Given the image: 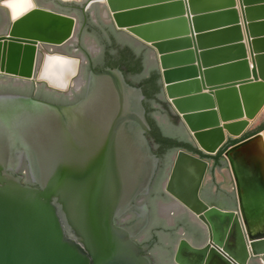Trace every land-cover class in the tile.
<instances>
[{
  "label": "water",
  "instance_id": "obj_1",
  "mask_svg": "<svg viewBox=\"0 0 264 264\" xmlns=\"http://www.w3.org/2000/svg\"><path fill=\"white\" fill-rule=\"evenodd\" d=\"M239 1L250 60L235 0H87L81 12L85 23L86 8L99 3L106 23L152 49L166 101L196 147L214 155L227 138H239L249 125L225 124L223 133L219 116L235 121L244 112L253 120L264 104V0ZM47 21L66 22L69 36L47 38L43 25ZM74 27L78 23L73 17L31 3L13 20L7 38H0V71L66 94L34 81L36 45L61 47L71 40ZM23 45L30 47L26 79L6 70L12 48L20 50ZM216 91L222 92L217 96ZM143 99L141 89L130 86L117 68H91L84 96L73 105L0 95V264H152L145 252L154 240L141 246L134 241L147 216L118 224L126 212L136 211L133 202L147 192L157 168L158 159L145 136L150 129ZM230 102L233 113L218 116L215 106ZM261 133L223 153L233 180L235 210L206 204L199 193L208 162L183 150L176 152L163 189L207 240L194 247L181 239L174 264H180L177 253L182 245L194 252L210 250L225 264H249L255 258L264 263V190L257 191L261 170L255 169L253 158L240 156L235 175L229 160L231 153L245 149ZM202 139L212 147L204 149ZM180 154L203 164L194 191L199 212L168 190ZM24 161L33 186L22 183ZM238 174L248 191L247 219Z\"/></svg>",
  "mask_w": 264,
  "mask_h": 264
},
{
  "label": "flooded vegetation",
  "instance_id": "obj_2",
  "mask_svg": "<svg viewBox=\"0 0 264 264\" xmlns=\"http://www.w3.org/2000/svg\"><path fill=\"white\" fill-rule=\"evenodd\" d=\"M86 2L87 0H84L83 5L81 6L80 3L82 2H77L75 0H0V38H7L13 20L17 15L29 10L31 8V3L37 8L71 16L78 23V27L75 30L73 37L64 44L68 45V47H62L64 46L62 45L61 48L54 47L53 45L37 43L34 69L35 71L37 70L36 75L40 68L41 61L46 54L61 55L64 57H78L80 59L81 57L79 55H81L83 58L81 59L78 71L80 84L75 87L74 82H69V91L66 94H58L54 91H49L43 84L36 85L33 81L16 80L8 75L0 74V95H22L60 106L73 105L84 96L86 82L91 68L97 70L111 68L110 66H107L109 63L103 58V45L104 42H106L104 40V35L99 33L98 30H92V28H90L91 25L89 24L86 27L87 15L91 18L94 24H98V20H100L104 25H113L111 23H106L97 10L89 12L92 5L96 3H91L86 8V21L84 23L81 11L85 7ZM71 3L77 5H71ZM91 12L93 14H91ZM119 36L120 41L124 40V42H126L129 39L133 40L131 39L132 37L123 32L121 33V31ZM86 40L92 42V49L89 47ZM70 41H72V43L68 44ZM151 138L148 137L146 139L152 150V147L156 144V140L153 139L150 143ZM166 148L170 150V147L167 146ZM176 152L177 151L168 153L165 151L159 155L154 153L158 159L157 168L147 192L140 194L135 198L133 205L135 206L136 211H128L118 219V224L124 225L135 221L140 214L147 216L145 227L134 237V241L141 246L154 240L145 252V255L149 256L152 260V264H174V253L181 239L189 241L194 247L202 246L207 240L206 233L191 220L186 210L173 207L175 201L170 198L163 189V184L168 177ZM23 158L25 157L23 156ZM167 159L170 160L169 166L166 165ZM211 165L212 162H208L206 176L199 193L200 198L209 206H214L223 210H230L227 208L232 206L231 196L234 194V188L228 190L227 188L222 187V185L216 181L214 173L215 170H221L223 168L215 169L211 172L209 170ZM164 175L165 177L162 179ZM208 175H210L209 179H207ZM28 185L33 186L31 181ZM165 207L169 209L167 213L162 211ZM249 264L264 263L260 259L255 258L251 260Z\"/></svg>",
  "mask_w": 264,
  "mask_h": 264
},
{
  "label": "bare ground",
  "instance_id": "obj_3",
  "mask_svg": "<svg viewBox=\"0 0 264 264\" xmlns=\"http://www.w3.org/2000/svg\"><path fill=\"white\" fill-rule=\"evenodd\" d=\"M239 3V10H240V1ZM236 3V1H235ZM236 8V6H235ZM28 9V8H27ZM237 10V9H236ZM238 11V10H237ZM24 13V12H23ZM22 13V14H23ZM21 14L17 15L20 16ZM239 15V14H238ZM241 15V14H240ZM242 20V16H241ZM244 22H242L243 28H244ZM44 25V33L47 38H54L59 40L62 37L69 36V29L68 24L66 22H63L62 24H59L58 22H45ZM139 28L138 26L136 27ZM75 27L73 28V31L71 32V37H73ZM142 31V30H141ZM244 32H246L244 30ZM246 34V33H245ZM246 36V35H245ZM247 37V36H246ZM247 39V38H246ZM4 43V42H2ZM1 43V44H2ZM245 44V43H244ZM247 46V45H246ZM249 47V46H248ZM20 49V48H19ZM30 51L29 46H21V49L18 50V47H13L10 53V58L8 60L6 70H8V73L12 72L15 73V76L22 77L23 79H26L28 77V60H27V54ZM248 51V50H247ZM249 53V51H248ZM20 55V56H19ZM248 55V54H247ZM82 58L81 55H79ZM250 56V55H249ZM248 57V56H247ZM81 59L78 57H68V56H61V55H52V54H46L44 55L40 68L38 70V73L36 77L34 78V81L38 82H45L48 87L56 89L61 92H68V83L74 82V86L77 87L80 84V79L78 75L79 71V65L81 62ZM251 69V64H250ZM0 74H5L4 71H0ZM11 75V74H8ZM205 93H208V91H203ZM222 91H216L215 95H220L219 93ZM258 94V91H255ZM177 99H170V101H175ZM232 104V105H231ZM180 108L181 105L179 104ZM183 108V107H182ZM234 103L230 102L229 106H220L218 104V107L215 106L214 110H216L218 116L224 115V116H230V114L234 111ZM220 124L219 128L223 131V133H226V130L224 129V125L230 124L231 128H235L234 123L232 122H247L249 123L250 119L246 118L245 113L243 112V116L238 118L235 121H222L220 118ZM232 124V125H231ZM220 131V130H219ZM219 138V137H217ZM216 138V139H217ZM202 142H204V149L208 150L212 147V144L210 141L206 140L204 141L202 139ZM215 145V144H214ZM241 157L246 158H253L255 160V169L257 168L260 171L259 173V185L257 187V191L260 189L264 190V135L261 133L257 137L251 139L245 149H240L236 152H233L229 156V160L231 162V165L235 168L236 162H238ZM257 167V168H256ZM203 170V164L195 160L194 158H191L187 155L180 154L177 158V163L174 168L171 180L168 185V190L174 194L175 196L179 197L181 200H183L188 206H190L191 209H193L196 212H199L201 210L200 205L196 202L194 199V191L197 185V182L201 176ZM235 175H236V169H235ZM238 189H239V195L241 198V206L243 210V215L247 219V210L246 208L250 205L249 199L247 196V189L244 187V181L238 174L236 176ZM173 207L176 209L179 208V205L177 203H174ZM168 208H163V212L167 213ZM252 225V224H251ZM232 245V244H231ZM231 250L233 248L231 247ZM240 258V257H238ZM177 260L180 264H225L223 261H221L215 254H213L210 250H203V251H191L186 246L182 245L180 246L178 253H177Z\"/></svg>",
  "mask_w": 264,
  "mask_h": 264
},
{
  "label": "trees",
  "instance_id": "obj_4",
  "mask_svg": "<svg viewBox=\"0 0 264 264\" xmlns=\"http://www.w3.org/2000/svg\"><path fill=\"white\" fill-rule=\"evenodd\" d=\"M71 5L77 4L71 3ZM80 5L82 6L83 2ZM88 24L91 25L92 30H98L104 35L106 42L103 41V58L109 63L107 66L119 69L130 86L141 89L144 96L142 105L150 129L145 136L146 138L152 137L150 143L153 139L156 140V144L152 147V151L156 155L165 151L173 153L183 150L207 162H212L209 170L213 172L215 169L226 168L223 153L228 147L264 130V123H262L253 130L244 132L239 138H227V141L214 155L203 153L189 139L185 127L164 97L159 68L150 64L149 61V53L152 49L138 41L137 47L134 46L136 40L133 38L131 41H120V31L115 30L111 25H104L100 20H98V24H94L87 15L86 27ZM167 146L170 147V150L166 148ZM169 164L170 160L167 159L166 165L169 166ZM19 173L23 177L22 183L30 184L25 161ZM164 177L165 175L162 179Z\"/></svg>",
  "mask_w": 264,
  "mask_h": 264
},
{
  "label": "rangeland",
  "instance_id": "obj_5",
  "mask_svg": "<svg viewBox=\"0 0 264 264\" xmlns=\"http://www.w3.org/2000/svg\"><path fill=\"white\" fill-rule=\"evenodd\" d=\"M83 1L84 0L77 1V2H83ZM94 10H97L102 16L103 11H102V9H100L99 3H96V4L92 5V7L89 10V12L90 11H94ZM91 14H93V13L91 12ZM103 19L105 20V18H103ZM128 41H131V40L129 39ZM86 42L89 44V47L92 49L93 48L92 42L89 41V40H86ZM132 42H134V41H132ZM70 43H72V41H70L68 44H70ZM137 45H138V42L137 41L134 42V46L137 47ZM62 47H68V45H64ZM149 61H150V64H154L155 66L158 67L156 55L153 53V51H150V53H149ZM262 123H264V104H263L261 110L258 112V114L254 117V119L253 120H249V125L245 129V132L248 131V130L249 131L253 130L254 128H256L257 126H259ZM187 134H188V132H187ZM262 134L264 135V130L262 131ZM188 137L191 140L189 134H188ZM214 175H215L216 181L218 183H220L222 185V187L227 188L228 190L233 188L232 176H231L230 171L227 168H223L221 170H215ZM209 178H210V175L207 176V179H209Z\"/></svg>",
  "mask_w": 264,
  "mask_h": 264
},
{
  "label": "crops",
  "instance_id": "obj_6",
  "mask_svg": "<svg viewBox=\"0 0 264 264\" xmlns=\"http://www.w3.org/2000/svg\"><path fill=\"white\" fill-rule=\"evenodd\" d=\"M236 1V9L238 10V16H239V20H240V25H241V27H242V36H243V43H245L244 45H245V48H246V52H247V56H248V59L250 60V56H249V53H248V51H249V47H248V44H247V35L245 34L246 32H244V28H243V25H242V22H243V18H242V20H241V13H240V10H239V0H235ZM246 35V36H245ZM247 45V46H246ZM248 50V51H247ZM226 168H227V164H226ZM228 169V168H227ZM231 203H232V206L231 207H228L227 209H230V210H234V209H236V198H235V194H233L232 196H231ZM212 204V203H211ZM212 205H214V204H212Z\"/></svg>",
  "mask_w": 264,
  "mask_h": 264
}]
</instances>
